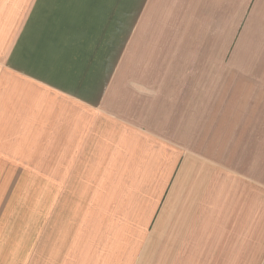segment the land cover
I'll use <instances>...</instances> for the list:
<instances>
[{"label":"crops","instance_id":"crops-1","mask_svg":"<svg viewBox=\"0 0 264 264\" xmlns=\"http://www.w3.org/2000/svg\"><path fill=\"white\" fill-rule=\"evenodd\" d=\"M4 91L0 264H264V0H0Z\"/></svg>","mask_w":264,"mask_h":264},{"label":"rangeland","instance_id":"rangeland-1","mask_svg":"<svg viewBox=\"0 0 264 264\" xmlns=\"http://www.w3.org/2000/svg\"><path fill=\"white\" fill-rule=\"evenodd\" d=\"M11 5H8L10 7ZM9 86V84H8ZM19 98L15 92L9 93L8 91H4L0 94V151L4 152H14L15 151H22L27 152L30 151L32 148L37 149L36 144L32 143V140L42 141V137H38L40 135V129H34L35 133L31 132L30 128H6L2 127L3 124H22L26 125V123L31 124L34 123L37 119L40 118L38 112L34 111H23L25 110V103L24 100L20 101L24 104L16 101ZM33 120L32 122H29ZM14 126V125H13ZM39 133V134H38ZM23 141L20 144L17 141ZM38 146L42 145L37 144ZM47 149V148H46ZM46 149L40 148V150L46 151ZM45 161H40V167H45ZM53 167H62V161H50ZM64 163V161H63Z\"/></svg>","mask_w":264,"mask_h":264}]
</instances>
